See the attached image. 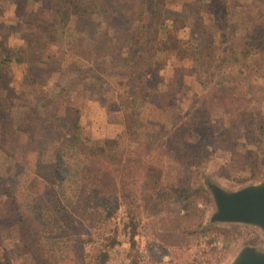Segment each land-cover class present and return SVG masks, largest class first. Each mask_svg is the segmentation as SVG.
<instances>
[{"label": "rangeland", "instance_id": "rangeland-1", "mask_svg": "<svg viewBox=\"0 0 264 264\" xmlns=\"http://www.w3.org/2000/svg\"><path fill=\"white\" fill-rule=\"evenodd\" d=\"M190 2L196 3V21L198 16L205 24L214 21L209 0H172L167 16L178 20L182 37H195L187 45L196 53L199 67L206 64L204 51L197 53L202 27L194 26ZM235 3L232 17L237 28L231 40L249 48V54L220 66L207 84L197 73L187 74L176 95L159 96L170 87H159L156 77L155 85L149 84L148 72L133 78L79 76V66L85 67L94 53L105 61L109 55L100 46L104 35L80 32L74 14L64 24L55 16L39 22L34 18L42 7L34 0H0V174L28 216L29 230L25 229L40 240L41 260L71 264L72 259L73 240L65 237L68 229L53 222L58 201L43 193L46 182L53 183L61 204L83 217L72 231L86 238L82 244L94 264L99 253L105 254V264H231L244 247L264 250V231L258 226L211 220L215 207L211 185L233 191L264 179V142L257 150L256 143L246 141L251 129L255 141H264L258 124V116L264 117V42L256 44L249 31L253 18L264 21V0ZM151 54L154 62L169 60L158 76L171 77L170 65L177 58ZM38 57V62L27 63ZM61 63L72 65L70 70L77 67L70 75L78 79L57 95L55 70L64 68ZM28 66L35 70L27 71ZM192 103L196 110L190 108ZM160 124L166 134L163 147L155 151L161 158V185L186 184L193 191L184 200L156 209L149 200L156 180L139 159L148 157L149 135L162 129ZM183 141L196 144L186 148L194 153L202 144L205 153L196 166L185 159ZM250 147L260 152V163L250 161ZM111 148L116 158L105 168L101 159ZM125 168L127 185L121 180ZM86 172L111 180L115 189L102 221L87 214L91 197L80 179ZM16 230L15 226L2 230L1 251L36 264L26 246L12 255L15 247L10 242Z\"/></svg>", "mask_w": 264, "mask_h": 264}, {"label": "trees", "instance_id": "trees-1", "mask_svg": "<svg viewBox=\"0 0 264 264\" xmlns=\"http://www.w3.org/2000/svg\"><path fill=\"white\" fill-rule=\"evenodd\" d=\"M172 0H34L36 4L41 5L40 16L34 18V21L49 22L52 21L51 16H55L58 19L57 23L64 24L67 19L74 14L76 16V23L80 32H85L86 35L91 36L101 32L104 35V42L100 45L104 53L109 55V60H101L100 53H94L93 59L80 70L79 76L97 75L102 77L108 76H128L133 78L140 76L146 72L150 73L149 84L154 83V77L157 78L156 84H166L170 88H165L164 91L158 93L162 95H176L178 89L183 87L185 76L187 74L199 75V81L207 84L213 77L216 71H220L223 65L231 62L232 59L240 60V55L244 53L248 55L249 48H240L236 45L234 40H231L232 34L236 31V24L232 17L235 9V2L237 0H209L210 9H213L214 21L209 24L203 23L201 16H198L196 21V3L190 2L194 7L189 8V12L195 17L194 26L202 27V36L199 40V46L197 47V53L204 51L203 61L205 65L196 66V53L191 52L189 49L188 41L195 39L191 34L189 38H184L179 33L178 20L171 19L167 16L168 3ZM187 3L183 4V8H187ZM134 15L133 19L129 16ZM100 17V18H99ZM129 18V19H128ZM50 19V20H48ZM100 19V20H98ZM57 21V20H56ZM233 21V22H232ZM251 38L254 39L256 44H262L264 42V21H259L253 18L250 21ZM104 28V29H103ZM217 36L218 39H217ZM189 39V40H188ZM192 45V44H191ZM196 49V48H195ZM99 51V50H95ZM196 51V50H195ZM150 52H164L170 54L172 57H176L170 69L172 71L171 77H160V70L162 67L169 66V60L164 59L159 62H154L152 54ZM36 57V56H34ZM170 57V56H169ZM239 57V58H237ZM40 58H31L27 63L33 64L38 62ZM72 63H77L72 60ZM175 63V65H174ZM63 65L62 70H55L58 73L56 82V91H62L65 85H70L78 79V77H72L70 74L78 71V68L70 70L72 65L67 63H61ZM164 65V66H163ZM222 66V68H220ZM35 70L34 66H28L27 71ZM85 73V74H84ZM84 74V75H83ZM31 74L28 72L26 78H30ZM155 78V79H156ZM62 83V84H61ZM161 90V88H158ZM57 92V95L60 94ZM190 108L196 110V104L192 103ZM196 116L192 118L196 121ZM259 130L264 133V117L258 116ZM203 122V121H202ZM161 128L162 124L159 125ZM194 128V125L190 126ZM163 127L159 130H154L149 135L150 152L147 158H140L142 166L154 176L156 180L151 188L152 192L149 195V200L153 208H159L161 205H165L168 201L184 200L191 195L193 187L186 184L182 185H169L162 186V167L161 158L155 153L156 149L162 148L164 145ZM255 131L248 130L246 136L247 145H257V150L262 147L263 140H254ZM201 139V138H200ZM185 148V159L190 164L196 166V161L201 159L205 153V150L201 144L194 153L193 151H186V148H192L196 146L194 142L183 141ZM113 148L105 151V158L101 159V166L109 168L111 164H114L115 155L111 154ZM255 151L254 148H249L250 161L258 162L262 160L260 158V152ZM56 158H59L60 151L58 148L54 150ZM111 152V153H110ZM114 158H113V156ZM61 156V155H60ZM121 180L128 175L127 168ZM57 171L52 173L57 177ZM80 179L87 183L88 191L90 193V203L87 210L91 213H87L97 221H102L103 212L107 211V207L110 202L111 193L114 195V190L111 187V180H104L101 177L86 172V176ZM0 174V244H2V230L9 226H15L17 228L14 239L10 242L15 252L12 255H16V249L26 246L28 252L31 254L32 259L36 264H49L44 260H41L39 255V239L34 238L29 234L27 230L29 219L25 210L21 207L17 200V196L10 187L8 180ZM126 185L127 181L122 180ZM161 185V186H159ZM43 193L47 196L56 197L59 207L52 215L53 222L61 229H68V234L65 237L72 243V247L69 252L72 255L71 264H94L91 259H87L88 252L85 250V245L82 244L86 241V238H81L79 233H74L72 229L82 222V218L79 215L74 214L66 205L61 204L56 194V190L53 187L52 182H46L43 186ZM112 197V195H111ZM115 197V195H114ZM86 214V215H87ZM84 215V214H83ZM88 216H85L86 218ZM82 224V223H81ZM27 228V230L25 229ZM5 246L0 245V264H27L25 261L18 260L16 256H11L10 253L2 252ZM31 251V252H30ZM95 264H105V254L99 253L96 257Z\"/></svg>", "mask_w": 264, "mask_h": 264}, {"label": "water", "instance_id": "water-1", "mask_svg": "<svg viewBox=\"0 0 264 264\" xmlns=\"http://www.w3.org/2000/svg\"><path fill=\"white\" fill-rule=\"evenodd\" d=\"M211 189L215 201L212 221L252 224L264 231V179L233 191L217 185ZM231 264H264V250L244 247Z\"/></svg>", "mask_w": 264, "mask_h": 264}]
</instances>
